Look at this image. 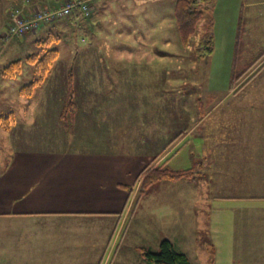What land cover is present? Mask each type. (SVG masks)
I'll use <instances>...</instances> for the list:
<instances>
[{"label":"crops","instance_id":"0c3cea01","mask_svg":"<svg viewBox=\"0 0 264 264\" xmlns=\"http://www.w3.org/2000/svg\"><path fill=\"white\" fill-rule=\"evenodd\" d=\"M60 1L0 0V28L7 27L9 7L12 5L29 15L42 5H58ZM247 1L245 5L253 10L245 19L247 24L250 21L248 36L252 34L255 16H261V20L264 18V0ZM103 2L101 0L100 4ZM142 3L137 1V9ZM97 8L91 14L93 24H89L90 16H84L86 26L97 25L101 16L96 15L97 11L100 13ZM133 13L144 14L140 19L137 17V21L153 18L150 10ZM73 17L70 18L72 22L82 24L81 16L76 14ZM240 22H243L242 18ZM156 27L153 23L154 30L150 28L148 34L141 32L138 37H156L152 32L157 31ZM0 30L1 36L3 31ZM90 32L92 36L97 34L93 29ZM25 36L21 38L28 39L29 36ZM141 43L143 41L139 45ZM137 49L125 48L128 53ZM87 65L86 68L91 69L87 80L91 83L99 78L97 69L107 70V80L113 76L110 72L112 68L115 74L120 73L118 78L124 81L125 73L121 71L138 66L137 62L110 65L108 62H91ZM101 75H104L103 71ZM110 81L114 83L113 79ZM108 91L115 90L111 88ZM66 95L67 87L63 94L48 91L45 99L51 103L43 106L45 108L11 111L9 127L0 123V264H149L143 248L157 251L160 241L166 238H161L158 245L156 241L154 248L150 247L149 242L155 236L158 224L136 223V239L126 237L130 228L127 222L143 172L161 163L157 153V110L126 112L106 104L97 108L77 106L73 120L65 123L61 100L65 101ZM230 96L234 100L238 97L237 93ZM247 97L244 99L246 104H236L235 108L243 115L239 113L229 121L232 135L236 133L234 137L231 135L230 140L209 145V127L204 113L198 117L197 126L188 129L187 134L181 133V138L176 141L192 136L197 127L203 126L207 130L196 131L198 140H203L197 158L198 177L181 180L185 185L183 189L192 192V197L190 193L186 197L192 199L169 202L185 209L193 206L196 214L198 224H180L182 228L177 230L178 221H183L179 216L177 224H171L177 230L173 233L175 237L168 238L177 250L184 252L180 248L185 246L193 248L191 250L196 258L201 256L194 260L193 255H187L192 264L196 261L200 264H264V218L258 216V212L264 213V210L247 208L250 215L244 218H252L255 224H234V218L231 224H212L211 221V215L224 211L222 206L213 205L216 198L264 196V193H258L261 190H257L264 186L261 184L264 183V95ZM100 100L108 99L102 97ZM136 115L147 118L144 125H140L144 130L140 128L138 134L137 122L127 120V117ZM143 132L144 140L141 136ZM57 133H61L62 137ZM165 141L170 143L169 147L175 144L173 139L166 138ZM223 147L229 151L215 152L213 156L212 150ZM190 158L196 159L193 154ZM189 168L194 169H183ZM220 174L228 181L227 184L213 189L204 187L205 182L219 181ZM199 180L204 183H197ZM164 185L167 187L169 183ZM154 186H157L156 183L151 189ZM151 189L149 194L155 190ZM211 191H215L214 196L208 194ZM207 203L211 209L208 213L202 207ZM175 240L183 241L179 245Z\"/></svg>","mask_w":264,"mask_h":264},{"label":"rangeland","instance_id":"374dc122","mask_svg":"<svg viewBox=\"0 0 264 264\" xmlns=\"http://www.w3.org/2000/svg\"><path fill=\"white\" fill-rule=\"evenodd\" d=\"M87 1L93 8L91 14L95 13L97 7L100 9V13L98 11L96 13L98 16L101 14L96 26H86L84 23V16H90L89 24H93V15L81 14V25L75 24L68 18L58 19L44 24L37 35L35 33L26 34L25 37L29 36L28 39L8 38L4 33L5 26L0 28L3 31L0 36V116H10L11 111L45 108L43 106L51 103L45 99L48 91L58 94L65 93L68 86L67 74L70 70L73 71V85L74 88L76 87L75 98H77L75 101L79 108H97L106 104L111 108L126 110V112L137 109L147 112L157 110V153L161 159V163L158 165L162 164L164 168L175 170L194 167V169L192 168L193 172H196V177H198L197 158H199L203 140L200 138L198 140L196 131L205 132L206 128L197 127L192 136L189 135L188 138L177 143L176 141L181 138V133H186L188 129H194L197 126L198 117L203 116L204 113L206 125L210 129H207L209 145L214 146V142L224 139H227L225 141L230 140L233 128L229 121L241 113V111L238 113L235 110L236 104L240 106L246 104L247 101L244 99H248V95H264V66H262L264 62V18L261 20V16H255L252 34L247 36L249 34L247 31H251V28L250 21L248 20L249 24H247L245 19L250 11H253L248 5H245L248 1L213 0L211 11L202 17L197 32L191 37L189 44L183 45L174 17L175 0H139L143 1L140 9H137L138 0H102L104 2L101 4V0ZM64 2L65 0H61L60 4ZM60 4L47 3L40 6L39 9ZM259 8H262V4H259ZM137 10H150L153 12V18L137 21V17L144 15H141L142 13L134 14L133 12ZM209 18L213 22L214 49L205 59L197 60L195 59V48L199 37L206 31ZM241 18L243 19V28L239 44L240 56L234 61ZM137 23L138 27H136ZM153 23L156 24L157 31H152L154 30ZM150 28H153L151 31L156 37L149 38L147 36L144 39L141 38L142 36L138 37L141 32L148 34ZM92 29L97 34L92 36L90 32ZM49 38H52V42L48 46L43 41ZM38 41L43 43L38 44ZM141 41L143 43L139 45ZM127 47L132 48V51L138 49L128 53L125 50ZM47 48L57 49L58 57L53 62L45 81L34 88L32 97L18 94L21 87L29 84L38 76L35 64L27 61L26 57L31 54L43 56ZM17 59L22 61L21 68L14 76H9L6 68ZM91 62H108L109 65L110 63L137 62L138 66L135 69L130 67V69L121 71L125 73L124 81L118 78L120 73L115 74L111 68L110 72L113 76L109 79L114 80L113 84L111 81L109 82V79L105 80L107 70L97 69L99 78L102 76L101 71L104 72L103 78H95L91 83L87 80L91 69L86 68L87 64ZM251 62L253 63L251 64ZM249 66L250 69L247 70L246 68ZM51 82H53L52 85ZM111 88L115 91L109 92L108 90ZM233 93L238 95L235 100L230 96ZM102 97L108 100H100ZM220 99L223 101L220 102ZM61 102L62 108H64L66 101L61 100ZM138 115L127 117V120L137 122L136 134L144 125V119H147L143 116L138 117ZM241 115L243 114L241 113ZM141 130L143 131L144 128ZM235 134L232 136L234 137ZM56 135L62 137L61 133ZM141 136L144 140L145 133H141ZM166 138L174 140V148L170 149L173 145L169 147L170 143L165 141ZM220 149L212 150L214 151L213 156L215 152L219 154L229 151L224 147ZM191 154L196 158L195 160L190 158ZM166 161L167 164H165ZM221 174L217 182L204 183L199 180L197 183H204L206 188H220L228 182ZM181 180L158 181L157 186L153 187L155 190L149 187L142 191L139 185L135 203L127 222L130 224L127 239H136L134 234L137 232L136 223L158 224L154 231L157 236L155 234L149 242L151 243L150 247L154 248V243L157 241L158 245L161 238H172L173 233L182 228L180 224H198L193 206L190 209L187 206L185 209L175 205V202L169 203L177 199L181 200V198L184 201H189L192 197L191 191L183 189L185 185ZM168 183L169 185L165 187L164 184ZM150 189L154 192L149 194ZM257 190H261L258 193H264V186H260ZM188 193H190V198L186 197ZM208 194L214 196L215 191ZM210 198L207 197V199ZM213 201H215L213 205L222 206L224 211H217L211 215L212 224H231L233 218L234 224H255L252 218H244L247 214L250 215L247 213V208L255 207L257 210H264V196L255 198L222 197ZM199 207L200 205L197 210ZM202 207L206 213L211 210L209 203ZM179 216L183 218V221L179 220L177 224ZM218 216H222V218L219 219ZM258 216L264 218V213L258 212ZM171 224H177V230ZM175 241L180 245V241L183 240ZM183 247L180 249L186 251L187 255H193L191 250L193 248ZM192 257L195 260L200 259L201 256L196 258L193 255Z\"/></svg>","mask_w":264,"mask_h":264},{"label":"trees","instance_id":"16d2710c","mask_svg":"<svg viewBox=\"0 0 264 264\" xmlns=\"http://www.w3.org/2000/svg\"><path fill=\"white\" fill-rule=\"evenodd\" d=\"M212 2L213 0H175L174 17L176 20L177 29L179 31L180 40L183 45L189 44L191 37L197 32V27L200 20L205 14L211 11ZM76 14L78 16H81L82 18L83 13L81 9L77 6L73 9L72 13L67 18L70 19L73 16H76ZM242 28L243 22H240L239 34L236 40L235 61L240 56L238 46L240 44ZM212 30L213 22L212 19L209 18L206 31L199 37L198 44L196 45L195 59L203 60L206 58L207 55H210L212 53L214 49V34ZM17 37L20 36H13V39ZM43 42H45L49 46L52 42V38H49ZM43 42L38 41V44H41ZM57 57L58 50L55 48H47L43 56H39V54H31L26 57L27 61L35 64L38 76L32 82L19 89L20 95L31 96L33 94L34 88L45 81L47 74L49 73L53 62L56 60ZM253 62H251V64ZM21 63V59L12 61L6 68V71L8 72L6 73L9 76H14L16 72L20 70ZM262 66H264V62L262 63ZM246 69L249 70L250 66ZM67 78V97L62 112V118L64 119L65 123L68 122V120H73L74 111L77 108V104L75 101V88L73 85V71H68ZM10 119L11 114L10 116L1 115L0 123L3 126L9 127ZM163 166L164 165L162 164L158 166H153L151 168H147L143 172V176L140 181V187L142 191L146 190L147 188L151 187V185L161 180L178 181L181 179L188 178H190L191 180L196 179V172H193L192 168L174 170L171 168H164ZM143 254L149 264H192L187 254L177 250L171 240L168 238H163L160 241L159 249L157 251H153L149 248H143Z\"/></svg>","mask_w":264,"mask_h":264},{"label":"built area","instance_id":"2783aa9c","mask_svg":"<svg viewBox=\"0 0 264 264\" xmlns=\"http://www.w3.org/2000/svg\"><path fill=\"white\" fill-rule=\"evenodd\" d=\"M76 6L81 9L84 15H89L93 12V8L87 0H65L59 6L38 8L29 15L23 14L12 5L9 10L11 21L7 24L5 34L10 38L35 33L44 24L69 17Z\"/></svg>","mask_w":264,"mask_h":264}]
</instances>
